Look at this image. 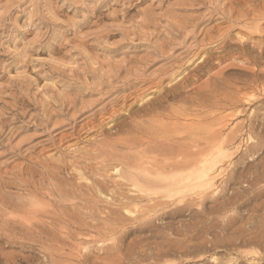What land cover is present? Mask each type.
Wrapping results in <instances>:
<instances>
[{"label":"rangeland","instance_id":"obj_1","mask_svg":"<svg viewBox=\"0 0 264 264\" xmlns=\"http://www.w3.org/2000/svg\"><path fill=\"white\" fill-rule=\"evenodd\" d=\"M210 76L228 86L218 107L200 119L171 116L170 126H222L223 137L234 130L255 153L234 154L203 201L171 191L170 203L128 202L123 197L135 188L125 169L121 176L93 159L94 143L173 82L186 79L183 91L194 96ZM263 90L264 0H0V178L39 161L65 163L60 179L99 178L131 209L103 198L94 210L119 209L121 218L90 220L94 227L76 235L75 248L50 255L0 240L1 257L16 264H264ZM246 97L253 100L237 101Z\"/></svg>","mask_w":264,"mask_h":264},{"label":"bare ground","instance_id":"obj_2","mask_svg":"<svg viewBox=\"0 0 264 264\" xmlns=\"http://www.w3.org/2000/svg\"><path fill=\"white\" fill-rule=\"evenodd\" d=\"M252 72L256 73L257 70ZM213 79L211 76L208 77L207 87L203 90H195L194 96L189 95V91H183L184 85L187 84L186 79L173 82L167 86L165 93L157 98L144 99L132 114L130 121L113 124L106 133H103V137L94 143L92 153H89L93 159L114 165L115 173L118 170L121 176H123L121 170L125 169L127 181L135 188L130 196L123 197L128 202L147 200L158 205L170 203L171 191L176 194L190 191L193 195V198H190L191 201H203L214 188L215 178L222 175L227 167L234 163L231 160L234 154L240 153V158L253 156L255 153L253 142L251 145L246 143L242 145L243 139L241 141L234 130L223 137L220 128L224 127L215 128L211 123L201 124L202 122L194 124L188 122L187 118L188 123L182 121L170 126L171 123L168 120L171 116L175 119L189 115L190 117L196 115L198 118L208 117L207 109L216 108L218 101L222 98L224 87L227 86L224 82L214 83ZM170 97L186 105L173 109L170 107ZM228 98L231 103L235 101L231 95ZM252 100L246 97L243 101H237L247 104ZM179 126L185 130L180 132ZM251 126L253 127V124ZM262 140L264 142V139ZM257 141L260 142V140ZM263 145L258 143L257 147H263ZM63 166L54 161H39L36 166H27L11 173L9 177L0 178V240L6 243L19 242L21 245L37 247L50 255L56 254L71 249L79 232L94 227L89 224L90 220L97 218L104 221L121 218L119 209L95 211L94 204L97 201L106 198L108 201L116 202L119 208L123 207L125 211H129L130 208L126 209L124 201L116 198L118 194L116 191L110 189L106 192L104 187L106 185H103L99 178L94 179L93 176L89 182L85 181L86 184L68 183L60 179L59 173ZM260 173L263 175L264 165ZM231 174L234 173L231 172ZM78 175V178L83 180L88 177L84 176L85 173L82 171ZM10 187L17 188L20 193L18 191L8 193L6 189ZM186 201L185 204L190 203ZM14 214L16 216H12ZM62 235L65 239H62ZM261 239L264 240L263 237ZM1 254L2 252H0V261L2 260L0 264H16L19 261L14 257L5 255L1 257Z\"/></svg>","mask_w":264,"mask_h":264}]
</instances>
